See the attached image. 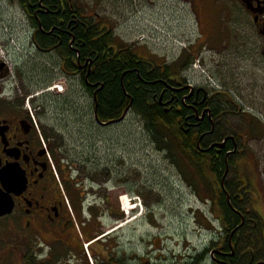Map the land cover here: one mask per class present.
I'll use <instances>...</instances> for the list:
<instances>
[{"label": "flooded vegetation", "instance_id": "flooded-vegetation-1", "mask_svg": "<svg viewBox=\"0 0 264 264\" xmlns=\"http://www.w3.org/2000/svg\"><path fill=\"white\" fill-rule=\"evenodd\" d=\"M175 1L194 25L191 34L174 41L175 56L139 54L108 25L133 17L136 0H0V6L15 7L30 29L31 62L35 54L57 60L64 83L73 81L93 99L96 94L98 106L96 59L103 57L101 43L110 31L122 47L106 50L136 64L137 76L146 79L147 103L160 109L164 126L181 145L192 140L195 150L207 153L215 192L236 212L238 226L209 246L208 254L186 245V254L176 255L152 241L141 255L111 239V232L102 235L101 224L89 230L88 223H78L52 166V143L39 127V111L35 122L27 109L28 93L40 81L32 82L27 67L17 68L0 48V264H264V218L257 212L264 213V0ZM11 30L0 16L5 49ZM87 39L96 50L88 49ZM40 73L42 84L52 78L48 68ZM124 92L132 103L128 115H137L134 98ZM103 196L108 202V193ZM244 229L259 231L260 243L256 253L242 256L237 249L249 244L248 237L233 239Z\"/></svg>", "mask_w": 264, "mask_h": 264}, {"label": "rangeland", "instance_id": "rangeland-1", "mask_svg": "<svg viewBox=\"0 0 264 264\" xmlns=\"http://www.w3.org/2000/svg\"><path fill=\"white\" fill-rule=\"evenodd\" d=\"M136 2L133 17L108 25H115L120 34L117 37L122 36L130 45H136L139 54L152 50L158 54L168 51L175 56L178 48L174 41L194 29L183 4L175 0ZM142 4L145 6L139 7ZM0 16L6 27L12 28L9 34L5 33L11 62L17 68L26 66L32 82L40 81L28 93L26 102L38 96L36 101L32 99L31 105L42 107L41 111L38 108L39 127L48 133L55 150L60 146L56 154L61 170L54 156L53 160L73 202L78 223H88L89 230L101 224L102 230L112 231L111 239L141 255L146 254V244L152 241L166 245L168 250L175 249L179 255L186 254V245L201 253L219 239L220 222L212 214V205L204 202L208 195L205 176L191 168L186 159L180 165L175 164L173 158L180 160L181 155L171 153L172 158L160 150L137 115L130 114L124 121L107 127L99 126L94 120L92 95H87L83 87L71 80L69 85L64 83L65 78L57 71V60L52 62L35 54L37 61L33 63L27 57L34 53L30 29L16 8L0 6ZM47 68L52 78L48 84H42L40 71ZM55 86L63 90L55 88L47 92ZM187 178L194 179L197 186ZM107 193L109 203L103 196ZM251 200L254 205L256 201ZM95 203L102 209L97 206L93 212ZM128 203L131 210L134 205L138 206L131 214L123 211L130 210ZM257 210L264 218L263 211L258 207ZM177 243L180 245L174 246ZM168 250L166 253L171 254Z\"/></svg>", "mask_w": 264, "mask_h": 264}, {"label": "trees", "instance_id": "trees-1", "mask_svg": "<svg viewBox=\"0 0 264 264\" xmlns=\"http://www.w3.org/2000/svg\"><path fill=\"white\" fill-rule=\"evenodd\" d=\"M87 42L88 49L90 51L96 50L94 46H89V39H87ZM117 44L119 43L116 41L115 37H113L112 33L110 31H107L101 43V54L103 55V57L96 59V68L98 69V75L96 77L97 81H93V83L101 82L99 83L101 85H97V89H99V119L103 122H108L119 119L123 115L125 108L129 105H132V103H129V96H127L124 92V89H126L127 93L134 98V111L144 122L147 131L152 136V141L157 145V147L160 150L165 151L170 157H172L171 153L182 155L183 157L180 156V160H177L176 157H172L175 164L177 163L180 165V162H185L186 159V161L188 162L187 164H189L191 168L199 172L198 174L202 177L205 176V179H207L206 192L212 193L211 195H206L205 202L210 201L213 204L212 213L221 222V234L224 235L225 233H227V236L229 238L228 233L233 231L238 226L239 217L237 216L236 212L229 208L226 202V198L222 195L216 194L214 188L216 181L213 180V175L209 170L210 165L207 153L195 150V143L192 140H189V145L187 146L179 144V140H177V133L175 131L168 130L164 126L165 124L162 123V119L158 116V114L160 113V109L152 107L153 103H151L152 105L147 103L149 99V93L146 90L148 88L145 87V84L143 83V80L146 79H144V77L139 78L137 76L136 72L133 69L136 64L124 58L114 57L112 54L113 51L108 52L106 50L109 47H116ZM122 54L126 55L125 52H122ZM129 54L132 57V61H134L136 59L135 53L130 50ZM95 55L96 54L93 55L94 58L97 57ZM126 69H128V71L126 72L128 75H124L123 77ZM45 137L49 142H51L50 136L46 131ZM57 147L55 150L52 143V153L54 155V158L56 159V164L59 170H61L59 159L57 158L56 154L57 150H60V146L57 145ZM215 167L218 170L222 168L221 165H216ZM188 181L192 183V185L197 186L194 179L192 181ZM197 193L198 196L202 198L201 194L199 192ZM252 216L255 217V219L260 220L259 216H257L256 214L253 213ZM241 235H244L243 237L249 235L247 236L248 238H246L249 241V244H240L238 246L237 252L242 256L252 252L256 253L255 250L258 249L257 244L260 243V238L258 237V239H256V236L260 235V232L257 230L244 229L242 233L235 236L233 240H238ZM221 238L223 239V236L220 237V239ZM217 244L218 240L212 241L210 246L213 247ZM209 248L203 250L201 254L204 255L210 253Z\"/></svg>", "mask_w": 264, "mask_h": 264}, {"label": "water", "instance_id": "water-1", "mask_svg": "<svg viewBox=\"0 0 264 264\" xmlns=\"http://www.w3.org/2000/svg\"><path fill=\"white\" fill-rule=\"evenodd\" d=\"M95 96H96V95H95ZM95 103H96V109H95V120H96V122H97L99 125H101V126H110V125H112V124H116V123H120V122L124 121L125 118H126V116H127V114H128V112H129V110H130V108H131V105H129V106L127 107V109L125 110V112L123 113L122 117L119 118V119H117V120H112V121H109V122H102V121L99 119L98 114H97V106H98V104H97V99H96V98H95Z\"/></svg>", "mask_w": 264, "mask_h": 264}, {"label": "bare ground", "instance_id": "bare-ground-1", "mask_svg": "<svg viewBox=\"0 0 264 264\" xmlns=\"http://www.w3.org/2000/svg\"><path fill=\"white\" fill-rule=\"evenodd\" d=\"M95 95H96V94H95ZM95 98H96V96L94 97V101H95ZM96 99H97V98H96ZM121 117H122V116H121ZM121 117H120V118H121ZM116 120H117V119H116ZM108 122H109V121H108ZM126 198H127V197H126ZM126 206H127V209H130V210H131L132 207H130V204H129V203H128Z\"/></svg>", "mask_w": 264, "mask_h": 264}]
</instances>
